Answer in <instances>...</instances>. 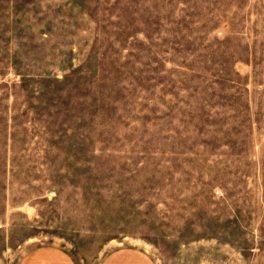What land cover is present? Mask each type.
Instances as JSON below:
<instances>
[{
  "label": "rangeland",
  "instance_id": "1",
  "mask_svg": "<svg viewBox=\"0 0 264 264\" xmlns=\"http://www.w3.org/2000/svg\"><path fill=\"white\" fill-rule=\"evenodd\" d=\"M264 264V0H0V264Z\"/></svg>",
  "mask_w": 264,
  "mask_h": 264
},
{
  "label": "crops",
  "instance_id": "2",
  "mask_svg": "<svg viewBox=\"0 0 264 264\" xmlns=\"http://www.w3.org/2000/svg\"><path fill=\"white\" fill-rule=\"evenodd\" d=\"M22 264H74L58 248L43 247L31 251ZM103 264H154L149 256L138 249H123L106 257Z\"/></svg>",
  "mask_w": 264,
  "mask_h": 264
}]
</instances>
